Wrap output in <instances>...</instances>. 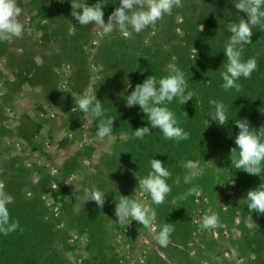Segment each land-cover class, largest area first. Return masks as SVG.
<instances>
[{
	"label": "rangeland",
	"instance_id": "obj_1",
	"mask_svg": "<svg viewBox=\"0 0 264 264\" xmlns=\"http://www.w3.org/2000/svg\"><path fill=\"white\" fill-rule=\"evenodd\" d=\"M84 2L19 0L24 33L0 39V191L11 197L9 214L22 234L32 238V264H261L264 257L255 254L264 230L258 221L242 218L234 183L211 166L207 172L199 168L189 183L186 168L169 169L171 191L155 205L139 187L150 170L137 168L131 133L118 125L111 137L100 139L98 119L70 113L87 94L99 97L113 116L108 105H126L131 69L148 64L156 50L161 66L174 65V57H181L179 43L204 29L203 23L195 29L185 21L195 13L189 0L130 36L104 33L94 22L80 26L73 16ZM101 4L108 7L107 23L119 0ZM108 74L114 79H106ZM93 185L107 196L102 207L83 199ZM120 195L154 209L149 227L131 218L118 221ZM212 213L218 226L202 229V218ZM33 222L32 235L27 223ZM165 222L174 230L161 245L155 237Z\"/></svg>",
	"mask_w": 264,
	"mask_h": 264
},
{
	"label": "clouds",
	"instance_id": "obj_2",
	"mask_svg": "<svg viewBox=\"0 0 264 264\" xmlns=\"http://www.w3.org/2000/svg\"><path fill=\"white\" fill-rule=\"evenodd\" d=\"M238 13L246 14L245 18H238V22H229L228 31L230 36L224 43V56L227 64L220 71L223 88L227 91L235 89L239 91L241 85L237 83L241 78L248 79L256 70L255 58L242 59V46L252 43L253 29L264 28V0H230ZM182 6V0H119L116 7L104 20V8L101 0L89 5L87 0L79 5V11L73 16L80 26H87L94 22L95 27H102L104 33L118 31L124 36H130L133 32L139 33L150 25L156 24L165 15H171L174 8ZM227 15H231L226 11ZM25 15L19 0H0V39H12L22 37L24 23L22 17ZM127 86L131 87L127 81ZM198 96L195 90L188 87L185 72L179 67L169 65L168 74L158 81L155 76H147L142 83L135 86L134 90L126 96V106L129 108L138 106L147 117L148 125L137 128L134 133L136 138L144 139L152 133V129H159L167 139L187 140L188 133L179 126L175 114L167 107V104L177 99L181 105ZM212 107L210 120L217 125L224 126L228 122L229 106L222 101L209 100ZM72 114L82 113L99 120L97 136L100 139L111 137L114 129L115 119L108 114L96 95L93 98L87 94L79 96L71 108ZM208 124L209 121L207 120ZM238 129L235 135V147L230 149L231 168L242 170L249 175L264 177V125L259 128L253 126L247 117L237 118L234 122ZM165 163L159 159L152 158L150 171L146 176L138 180L139 187L143 188L151 197V202L160 205L165 201L171 191L167 179L171 173ZM184 167L188 174L184 177L185 183H189L200 167L199 160H187ZM231 183H234L232 180ZM104 191L95 185L85 188L83 199L85 203L94 201L102 207L106 201ZM249 211L256 214H264V181L259 186L250 189L246 194ZM183 199V197H181ZM11 197L0 191V230L5 234L14 231L18 224L9 223L10 214L8 204ZM115 215L120 223L129 218L143 227H149L155 215L154 209L143 202L134 199L133 196H122L115 204ZM219 217L216 213L205 215L200 227L202 229L216 228ZM171 223H164L155 239L161 244L169 242L170 234L173 232Z\"/></svg>",
	"mask_w": 264,
	"mask_h": 264
},
{
	"label": "trees",
	"instance_id": "obj_3",
	"mask_svg": "<svg viewBox=\"0 0 264 264\" xmlns=\"http://www.w3.org/2000/svg\"><path fill=\"white\" fill-rule=\"evenodd\" d=\"M190 6L195 13L185 18L190 26L196 29L198 23H203V30L197 35L190 36L186 43H179L178 50L181 57H174V65L185 72L188 87L195 90L198 96L181 105L177 99L167 104V107L175 114L182 127L189 135L187 140L167 139L159 129H152V133L138 139L134 131L137 128L148 125L147 117L138 106L129 108L113 106V101L108 106L113 111L115 119L113 126H124L131 133L132 147L134 151L133 160L137 163L139 170H150L152 158L159 159L165 163L168 169H185L187 160H199L201 171L213 172L225 177L230 183L233 180L236 192L241 194L239 208L242 218H251L259 222L260 228L264 230V214H256L248 209L246 194L250 189L260 185V177L249 175L242 170L231 168L230 149L235 147L234 140L238 129L234 122L238 118L247 117L251 124L257 128L264 125V28L253 29L252 43L242 46V59L255 58L256 70L248 79L241 78L237 83L241 85L239 91L235 89L225 90L220 71L224 70L227 58L224 56V43L230 36L228 31L229 22H238V18H245L246 14L234 8L230 0H212L200 6H195L194 0H189ZM224 2V3H222ZM107 10L108 7H105ZM226 11L231 15H227ZM194 20L196 21L194 23ZM195 25V27H194ZM187 27V26H186ZM158 51L149 57L142 66H135L132 70V88L142 83L143 80L153 75L157 81L168 74L169 68L165 69L159 64ZM111 78L106 75V79ZM105 79V77H104ZM112 80L114 78H111ZM99 99V97H98ZM209 100L222 101L229 106L228 122L219 126L210 120L212 107ZM209 121V124L207 122ZM264 175V174H262ZM238 188V189H237ZM29 218V217H28ZM32 219V217H30ZM15 222L11 214L9 223ZM28 231L32 235L36 230V222L27 223ZM24 229L18 226L14 231L5 234L0 230V264H32L30 255L33 247L28 243L32 238H27ZM256 244V257L263 258L264 242ZM264 264V260L261 261Z\"/></svg>",
	"mask_w": 264,
	"mask_h": 264
}]
</instances>
